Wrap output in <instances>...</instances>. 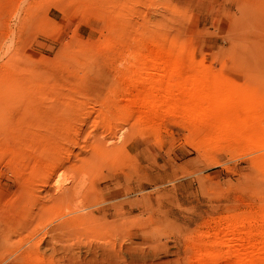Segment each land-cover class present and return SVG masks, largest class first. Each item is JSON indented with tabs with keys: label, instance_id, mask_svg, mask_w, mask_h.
<instances>
[{
	"label": "rangeland",
	"instance_id": "1",
	"mask_svg": "<svg viewBox=\"0 0 264 264\" xmlns=\"http://www.w3.org/2000/svg\"><path fill=\"white\" fill-rule=\"evenodd\" d=\"M146 52L167 58L132 65ZM165 77L207 103L162 100ZM249 116L264 0H0V264H264V236L241 232L264 212Z\"/></svg>",
	"mask_w": 264,
	"mask_h": 264
},
{
	"label": "bare ground",
	"instance_id": "2",
	"mask_svg": "<svg viewBox=\"0 0 264 264\" xmlns=\"http://www.w3.org/2000/svg\"><path fill=\"white\" fill-rule=\"evenodd\" d=\"M144 45V44H143ZM145 47V46H144ZM145 49H147V47H145ZM150 49V48H149ZM148 49V50H149ZM160 49V48H159ZM144 51V50H143ZM164 52V51H163ZM163 52H149V53H142L141 55H139V57L138 58H134L133 59V62H132V65H134V64H136V62H138V61H140V60H145V59H148L150 62H152L153 63V66H156L158 63H160V61L162 60V59H164L165 58V53H163ZM167 58V57H166ZM166 58H165V60H166ZM167 60H170V59H167ZM171 61H175L174 59L172 60H170L169 62H171ZM146 63V62H145ZM165 63V62H164ZM147 64V63H146ZM146 64H144V65H146ZM165 64H167L168 65V63H165ZM177 64V63H176ZM175 64V65H176ZM138 65H139V63H138ZM140 66V65H139ZM142 66V65H141ZM163 66H164V64H163ZM170 66V65H169ZM151 67H152V65H151ZM174 67V66H173ZM136 68V67H135ZM138 68V67H137ZM136 68V69H137ZM158 68V67H157ZM180 68V67H179ZM155 69V68H154ZM160 69V68H159ZM138 70V69H137ZM183 69H181V71H182ZM134 71V70H133ZM133 71H130L131 72V74H133L134 72ZM133 72V73H132ZM135 73H137V72H135ZM154 73V72H153ZM171 73V72H170ZM175 73V72H174ZM130 74V75H131ZM157 74V73H156ZM159 74V73H158ZM171 75V74H170ZM149 76V77H148ZM167 76V75H166ZM177 76V75H176ZM130 77V76H129ZM157 77V76H156ZM162 77V75L160 76V78ZM126 78H128V77H126ZM132 78V77H131ZM144 78H147V79H149V81H150V83H151V86H150V88H152L153 89V91H154V88L155 89H159V88H156L153 84H155V82H157V81H159L160 79H159V77H157V78H155V76L153 75H145V74H140V79L142 80V79H144ZM165 78H168V77H165ZM190 78V77H189ZM132 79H134V78H132ZM159 79V80H158ZM162 79V78H161ZM190 79H193V77H191ZM164 80V79H163ZM189 81V80H188ZM187 81V82H188ZM160 82H162L163 83V81L161 80ZM167 85H169L170 87H171V89H167V92L166 93H164L163 95H162V97H161V99L162 100H166L167 99V97H169V94H170V92H172V95H176V94H178V92H183V93H185V95H186V97L187 96H192V101L196 104V103H203V104H206L207 103V100L205 99V98H203V96H201L200 94H196L195 92H198V91H196L195 90V92L193 91V90H191V88L190 87H193L191 84H193L192 82H193V80L191 81H189L190 83L189 84H186V83H184L183 85H187V87L188 88H186L185 86L184 87H182V84H181V81L180 82H176V80L174 81V79H172L171 77H169L168 79H167ZM176 82V83H175ZM185 82V81H184ZM138 84V83H137ZM175 84V87H174V89L172 88V85H174ZM134 85V84H133ZM190 87H189V86ZM198 85V84H197ZM168 86V87H169ZM212 86H214V84L212 85ZM136 87V86H135ZM154 87V88H153ZM164 87V86H163ZM165 87H166V85H165ZM198 87V86H197ZM134 88V87H133ZM150 88L148 89V90H150ZM138 89V88H137ZM137 89H135L134 88V90H137ZM139 89H140V87H139ZM145 89V88H144ZM143 89V90H144ZM140 90H142V88L140 89ZM142 90V91H143ZM166 90V89H165ZM226 90V89H225ZM129 91V90H128ZM137 91H139V90H137ZM146 91V90H145ZM144 91V92H145ZM152 91V90H151ZM224 91V89H223V85L219 82L218 83V86L213 90V92L214 93H212V96H213V98H212V102L211 103H213V104H215L216 103V106L218 107V108H221V107H223V108H227V109H229V111H230V109H231V99H229V97L227 96V95H225L226 93H224L223 92ZM227 91V90H226ZM143 92V93H144ZM149 92L150 91H148L147 93H145V94H149ZM229 92V91H228ZM152 93H154V92H152ZM199 93V92H198ZM205 94V93H204ZM208 95V94H207ZM207 95H205V96H207ZM231 95V94H230ZM204 96V97H205ZM141 97V96H140ZM152 97V96H151ZM150 96H147V98H145L144 99V101H143V103H140V105H142V106H146V107H151V106H153V105H155L157 102L154 100V99H152ZM208 97V96H207ZM230 98H231V96H230ZM143 99V98H142ZM208 99H210V97H208ZM139 101V100H138ZM138 101H136V100H134V101H132L131 103L132 104H136L137 105V103H138ZM128 102V101H127ZM130 102V101H129ZM140 102H141V100H140ZM210 104V103H209ZM141 106V107H142ZM221 115H224V114H221ZM211 123L213 124V125H217V126H219V127H222V125H223V122H212L211 121ZM241 124H242V130H243V138L245 139V141L246 142H249V143H253V142H260V141H263L264 139V118L263 117H259V116H249V117H245V118H243V119H241ZM114 145V144H113ZM129 148V147H128ZM96 149V148H95ZM68 189V192L67 193H69L70 192V189H69V187L68 188H66L64 191L66 192V190ZM63 191V189H62V194H59L58 193V195H56V196H61V195H63L65 192ZM64 192V193H63ZM67 193H65V194H67ZM252 215H254V214H252ZM255 216V215H254ZM258 216V215H257ZM259 216H260V218H259ZM258 216V218H256V217H254V219H252L251 217H247V218H244V219H242V222L241 223H243L244 225L246 224V223H248V227L246 228V229H244V231H241V232H244V233H246V234H251V235H254V234H258V235H262V236H264V212H263V214H262V212H261V215H259ZM2 222H4L3 223V225L5 224V220H4V217L2 216H0V242L1 241H3L2 239H3V234H6V233H4V232H6V231H4V229L6 228V227H4V228H2L1 226H3V225H1L2 224ZM254 222H258L259 223V225H256V226H258V227H255L254 225H253V223ZM6 225V224H5ZM4 225V226H5ZM235 225V224H234ZM243 226V225H242ZM242 229V230H243ZM6 230V229H5ZM218 232V231H217ZM240 232V233H241ZM218 233H220V232H218ZM217 235V234H216ZM238 236V235H237ZM5 240V239H4ZM2 244H4V241H3V243ZM1 244V245H2ZM0 245V248L2 247ZM243 261H245V262H250L248 259L246 260V259H243Z\"/></svg>",
	"mask_w": 264,
	"mask_h": 264
}]
</instances>
